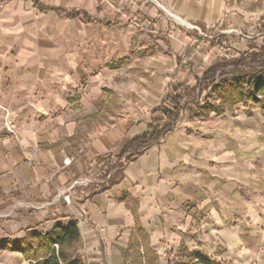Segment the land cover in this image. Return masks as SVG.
<instances>
[{"label": "crops", "instance_id": "1", "mask_svg": "<svg viewBox=\"0 0 264 264\" xmlns=\"http://www.w3.org/2000/svg\"><path fill=\"white\" fill-rule=\"evenodd\" d=\"M120 1L136 13L158 14L148 0ZM161 1L159 8L188 21L202 19L211 2ZM104 2L0 0V241L77 221L84 258L126 264L134 209L158 264H174L182 245L219 264H264V141L238 106L231 114L183 118L102 192L84 197L75 184L96 179L102 157L146 132L163 100L155 85L139 91V104L127 102L120 88L105 92L101 78L87 92L84 71L69 52L77 50L75 38L83 40L85 25H116L100 19ZM36 4L84 11L99 22L68 20ZM187 72L176 68L174 78ZM5 197L10 206H3ZM0 264L30 263L4 250Z\"/></svg>", "mask_w": 264, "mask_h": 264}, {"label": "rangeland", "instance_id": "2", "mask_svg": "<svg viewBox=\"0 0 264 264\" xmlns=\"http://www.w3.org/2000/svg\"><path fill=\"white\" fill-rule=\"evenodd\" d=\"M158 3L162 5L161 0H148V8L152 6L158 10V14L154 16L145 15L143 12L136 13V9L120 0L109 4L105 0L101 3L100 19L104 23L116 25L110 29L99 24L85 25L83 40L80 42L74 37L72 44L77 50L69 52V56L84 71L85 84L87 83L85 86L89 85L87 92L97 85L95 79L101 78L105 92H111L109 86L116 90L120 88L119 91L122 96L125 95L127 102L134 104H139V91L145 86L149 88L161 85L163 95L159 97L160 100L164 98L172 79V85L184 81L194 85L195 79L188 72L174 78L177 60L191 44L192 38L198 36L212 41L216 36L222 35L226 41L224 44L245 52L257 36L258 22L264 16V0H211L203 10L204 17L190 21L175 11L162 10ZM175 18L189 27L179 24ZM199 22L203 25L197 24ZM201 27H205V30ZM211 29L215 31V35H208ZM206 46L208 43H202L192 60L196 74H201L221 56L216 51L210 52ZM117 102L116 100L114 103L116 107L120 106ZM235 108L227 113H234ZM237 108L244 112L245 120L255 125L256 136L263 143L264 109L242 105ZM263 149L261 145L260 150ZM127 158L125 156L120 159L116 155L102 157L103 168L98 177L81 179L75 184L83 188L84 197L91 196L93 192L101 191L111 178L125 168ZM107 169L111 170L108 172ZM4 201L3 206L11 205L8 204L7 197ZM147 264H158L156 257L150 255Z\"/></svg>", "mask_w": 264, "mask_h": 264}, {"label": "trees", "instance_id": "3", "mask_svg": "<svg viewBox=\"0 0 264 264\" xmlns=\"http://www.w3.org/2000/svg\"><path fill=\"white\" fill-rule=\"evenodd\" d=\"M35 6L42 12L54 11L68 20L83 16L86 23L99 22L84 11H67L40 4ZM201 29L205 30V27ZM256 33L257 36L245 52L224 44L226 41L222 35L216 36L212 41L198 36L192 38L191 44L177 60V74L189 71L190 76L196 81L195 84L182 82L167 89L160 105L150 114L148 130L133 138L116 154L120 159L128 156L125 167L151 146L166 140L183 117L191 119L207 117L212 113L220 116L239 105L264 109V16L258 22ZM208 35H215V31L209 30ZM202 43H208V50L216 51L221 56L201 74H196L191 61ZM110 170L107 169L108 172ZM123 170L111 178L108 186H103L99 192L119 182ZM102 172L104 174L105 170ZM133 213L136 228L127 252L126 264H144L145 256L153 252L149 246V236L142 228L134 209ZM79 241L78 223L70 221L66 225H57L47 234L33 232L16 241L1 240L0 251L22 253L30 264H86L85 259L79 254ZM173 262L219 264L200 253L189 252L184 245L180 247Z\"/></svg>", "mask_w": 264, "mask_h": 264}, {"label": "built area", "instance_id": "4", "mask_svg": "<svg viewBox=\"0 0 264 264\" xmlns=\"http://www.w3.org/2000/svg\"><path fill=\"white\" fill-rule=\"evenodd\" d=\"M70 163H71L70 161H66V162H65V165L68 166V165H70ZM65 199H66L67 202H69V197H65ZM56 248H57V246H56ZM79 254L82 255V257L84 258V256H83V254H82L81 251H79ZM84 259H85V261H86V264H91V263L88 261L87 258H84Z\"/></svg>", "mask_w": 264, "mask_h": 264}, {"label": "bare ground", "instance_id": "5", "mask_svg": "<svg viewBox=\"0 0 264 264\" xmlns=\"http://www.w3.org/2000/svg\"><path fill=\"white\" fill-rule=\"evenodd\" d=\"M175 20L179 23V24H182V25H186V26H188L189 27V25L188 24H185L184 22H182L180 19H178V18H175Z\"/></svg>", "mask_w": 264, "mask_h": 264}]
</instances>
